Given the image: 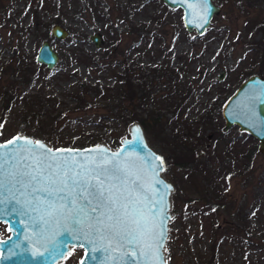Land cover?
I'll return each mask as SVG.
<instances>
[{"label": "rangeland", "instance_id": "1", "mask_svg": "<svg viewBox=\"0 0 264 264\" xmlns=\"http://www.w3.org/2000/svg\"><path fill=\"white\" fill-rule=\"evenodd\" d=\"M213 1L221 9L198 34L185 29L181 7L163 0H0V106L5 87L25 97L6 110L0 141L28 134L64 142L53 147L117 146L139 121L127 124L126 110L114 111L120 95L76 107L70 91L84 80L110 94L129 65L151 97L121 105L147 118L148 141L174 161L164 170L174 185L167 264H208L212 252V264H264V152L237 124L224 129L222 115L244 79L264 77V0ZM54 23L68 35L54 36ZM44 40L59 54L52 68L36 60ZM80 255L75 247L58 264H77Z\"/></svg>", "mask_w": 264, "mask_h": 264}, {"label": "snow or ice", "instance_id": "2", "mask_svg": "<svg viewBox=\"0 0 264 264\" xmlns=\"http://www.w3.org/2000/svg\"><path fill=\"white\" fill-rule=\"evenodd\" d=\"M184 2L190 9L205 5L203 18L206 20L207 0H184ZM136 132L139 134L140 129L137 128ZM140 141L141 137L137 135V146ZM133 155L137 161L143 162L144 157L136 153L135 148L131 152H125L123 148L117 152H110L100 145L83 150L52 149L41 141L15 136L0 143V203L5 205L11 202L23 203L19 201L16 193L25 196L29 194V190L32 193L40 190L50 195L55 193L56 199L49 203L48 208L32 218V225L41 237L51 218L59 216L70 233L83 234L84 238L88 239L91 230L107 229L112 233L110 243L114 242L118 245L116 250H119V247L132 245L139 251L138 259L141 264H166L159 255L160 249L164 247L162 240L165 229L162 227L164 220L161 219V213L165 211L166 196L164 194L157 196L158 190L155 188L156 184L163 183L159 179V173L164 171L163 158L153 153L148 154L151 158L150 184H145L134 170L136 165L131 161ZM9 164L24 171H10L6 167ZM18 174L21 179L16 178ZM6 176L11 179L6 180ZM23 177H28L27 182ZM114 181L118 182L119 186ZM43 185H58V187L50 189ZM137 189L151 191L153 200L147 201L146 196L141 198ZM43 203L45 202H40L41 205ZM141 204L144 206L143 210L137 208V205ZM157 204L160 207L153 213L152 209L156 208ZM104 210L109 213L106 217ZM12 211L14 212L15 209ZM30 211L39 213L40 208ZM111 213H115V217ZM114 218L115 224L105 222ZM4 223L8 224V221L5 220ZM7 230L13 231L10 224ZM56 235L59 233L46 241L44 251L58 253L62 259H67L75 245L67 252L61 251L56 242ZM74 238L79 239L80 236L76 235ZM8 239L10 240L11 237ZM88 243L94 244V241L88 239ZM79 246L84 247L83 244ZM97 250L95 246L92 248L93 252ZM33 254L42 256L44 253L36 249ZM130 254L137 257L136 251ZM87 258L86 252L79 264H86Z\"/></svg>", "mask_w": 264, "mask_h": 264}, {"label": "water", "instance_id": "3", "mask_svg": "<svg viewBox=\"0 0 264 264\" xmlns=\"http://www.w3.org/2000/svg\"><path fill=\"white\" fill-rule=\"evenodd\" d=\"M169 6H179L182 8V21L186 30H195L196 33L201 34L206 27L209 26L211 18L215 13L220 11V5L216 4L213 0H207V18L204 17L205 5H200L197 9H190L184 0H163ZM51 33L58 37L64 38L68 35L66 30L59 23H54L51 27ZM91 39L96 45L100 42V35L98 33L92 34ZM36 60L44 63L48 68H52L54 64L59 60L58 52L53 49L48 40H44L36 53ZM225 71H222L219 75V79L223 78ZM222 115L225 119L224 129L229 128L233 124H237L240 130H246L252 136L258 139V150L264 152V77L259 74H252L244 79L236 89L230 94L222 106ZM139 128V134L136 129ZM139 135L141 141L139 146L136 145V137ZM15 136H23L33 141H41L47 147L52 149L58 148H71V149H89L96 145H100L110 150V152H117L120 149H125V152H131L135 148V152L140 156L144 157L143 162L137 161L135 156L131 157V161L135 163L136 174L141 177V180L145 184H150V172H151V158L149 153H153L156 156L162 157L148 141L145 133V129L139 121H134L130 124L129 133L127 136L121 138L120 143L112 147L103 142L93 143L83 147L75 146H61L53 147L46 140L38 137H33L28 134H14L9 138L0 141L3 143L7 140L12 139ZM129 142H132L129 144ZM123 155V154H122ZM163 158V157H162ZM164 162V159H163ZM10 171L22 172L24 169H16L11 164L6 165ZM165 170V163H163ZM17 179H21L18 174ZM11 177L6 176V180H10ZM24 181L27 182L28 177H23ZM159 179L163 182L162 184H156L155 188L158 190L156 195L164 194L165 200V211L161 213V219L164 220L162 227L165 229L162 243L165 247L166 240L169 233V220L171 217V194L174 189L173 183L164 175V171L159 173ZM117 186H119L118 182ZM138 183H140L138 181ZM35 186V185H33ZM170 186V188L168 187ZM43 187H49L50 189L58 187V185H43ZM141 198L147 197V201L153 200V194L151 191L146 189H137ZM19 201L11 202L7 205L0 203V222L4 223L8 221L6 225L7 234L0 237V264H58L63 259L58 253H50L44 251L45 243L56 233V242L60 246L61 251L67 252L73 245L76 248L81 249V255L77 261L79 264L80 260L85 257V253H88L86 264H141L139 261V251L135 246L129 245L126 247H119L116 243H110L112 241V233L107 229L101 228V231L91 230L88 233V239L94 241V244H89L88 239L84 238L83 234L70 233L66 230L63 219L59 216L53 217L50 223L46 226V230L43 233V237L37 234L36 228L32 225V218L42 214L47 208L50 202L56 199V194L50 195L48 192L42 190L32 193L29 190V194L25 196L16 193ZM64 195V194H61ZM129 199H135V197H129ZM28 201H31L29 203ZM44 201L43 205L40 204ZM160 205L157 204L156 208L152 209L153 213L159 209ZM40 208V212L30 211V209ZM138 209L143 210L144 206L137 205ZM12 209H15L13 212ZM105 211V217L109 213ZM8 213V214H5ZM115 217V213H111ZM23 221V223H21ZM59 221V223H57ZM106 223L115 224V218L112 221L105 220ZM11 225L13 231L9 232L8 226ZM87 231V230H86ZM79 235L80 238L76 239L74 236ZM11 237L9 240L8 238ZM83 244L81 248L79 245ZM67 246V247H65ZM96 247L98 250L93 252L92 248ZM164 247L160 249L159 255L166 261ZM39 249L44 254L34 255V251ZM132 251L137 252V257H133L130 253ZM167 264V261H166Z\"/></svg>", "mask_w": 264, "mask_h": 264}, {"label": "trees", "instance_id": "4", "mask_svg": "<svg viewBox=\"0 0 264 264\" xmlns=\"http://www.w3.org/2000/svg\"><path fill=\"white\" fill-rule=\"evenodd\" d=\"M38 65H40V63H38ZM131 71L132 70L129 67V65H124L123 73L117 75V81H116V84L114 86L115 91L111 92L110 93L111 95L109 94V91L102 88L100 86V84L92 85L90 83H87L84 80L79 81L77 84V87L73 91H70V95L75 100L76 107L87 106L91 101L98 99V98L108 101L110 99V96H113V94L114 95L119 94L121 97V100L114 104V107H115L114 111L119 113L121 111L126 110L128 115L125 117V122L127 124L129 122L134 121V120H139L142 123V125L144 126L145 130L149 131V129L151 128V125L148 122L146 117H143L141 114H137L135 112L134 108H131L128 105H126V106L121 105L122 102H124L125 100H128V99L130 101H132L135 98H137V99H139V101L144 102V101H147V99L149 97H151L150 91L147 90L142 85V83H138V84L134 83V81L132 80ZM156 72H159L158 69H156ZM22 93H23V91L18 92L16 89H10L9 90L7 87L2 89V92H1L2 101H1V106H0V113H1L0 123L4 119V116H5L4 114H5L6 110L8 108L10 109V107L12 106L14 101L19 100L20 98L23 97ZM23 99L25 100V97H23ZM27 99H29V95L27 96L26 100ZM28 101L29 100H27V103H28ZM26 114H27L26 111H22V115H26ZM152 120H153V125L155 127H158V124H161V122H162L161 121V113H157L156 115H154ZM34 134L38 135V133H34ZM0 137H1V135H0ZM46 140L52 146L64 144V142L56 140L53 136L46 137ZM107 141L111 145L115 143L114 138H109ZM192 156H196V154L194 153V154H192ZM163 159H164L165 164H168L171 161H173L172 158H169V156H166V155L163 156ZM180 161L181 160H179L178 162H180ZM183 161H185V158ZM183 161H181L180 163H182ZM203 174H202L201 178L206 179L207 178L206 174H204V175ZM202 179H201V181H202ZM207 188L210 189L211 187L207 185ZM209 189H207V190H209ZM211 191H214V190H211ZM206 192H204V193L207 194ZM213 196L214 197L218 196L215 191L213 192ZM212 256H213V252L209 256L208 264H212V261H213Z\"/></svg>", "mask_w": 264, "mask_h": 264}]
</instances>
